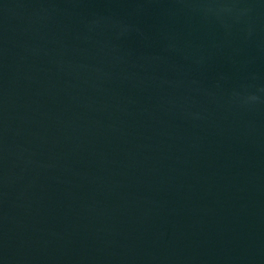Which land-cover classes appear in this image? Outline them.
I'll return each mask as SVG.
<instances>
[{"label": "water", "instance_id": "water-1", "mask_svg": "<svg viewBox=\"0 0 264 264\" xmlns=\"http://www.w3.org/2000/svg\"><path fill=\"white\" fill-rule=\"evenodd\" d=\"M0 264H264V0H0Z\"/></svg>", "mask_w": 264, "mask_h": 264}]
</instances>
